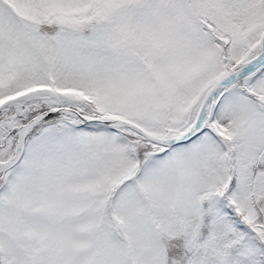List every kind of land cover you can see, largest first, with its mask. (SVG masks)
Wrapping results in <instances>:
<instances>
[{
    "label": "snow or ice",
    "instance_id": "6c2138e0",
    "mask_svg": "<svg viewBox=\"0 0 264 264\" xmlns=\"http://www.w3.org/2000/svg\"><path fill=\"white\" fill-rule=\"evenodd\" d=\"M0 264H264V0H0Z\"/></svg>",
    "mask_w": 264,
    "mask_h": 264
}]
</instances>
